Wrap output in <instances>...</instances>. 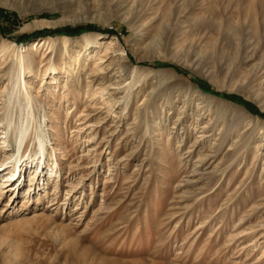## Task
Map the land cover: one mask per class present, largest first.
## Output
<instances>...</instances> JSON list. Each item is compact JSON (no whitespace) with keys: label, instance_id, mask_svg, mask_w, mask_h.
I'll return each mask as SVG.
<instances>
[{"label":"rangeland","instance_id":"374dc122","mask_svg":"<svg viewBox=\"0 0 264 264\" xmlns=\"http://www.w3.org/2000/svg\"><path fill=\"white\" fill-rule=\"evenodd\" d=\"M1 162L0 264H264V0H0Z\"/></svg>","mask_w":264,"mask_h":264},{"label":"bare ground","instance_id":"6f19581e","mask_svg":"<svg viewBox=\"0 0 264 264\" xmlns=\"http://www.w3.org/2000/svg\"><path fill=\"white\" fill-rule=\"evenodd\" d=\"M85 37L86 36H84V38ZM111 44H113L112 40H110L108 42V45H111ZM117 51H118L117 55H118L119 59L123 60V59L126 58V53H125L124 49L119 48ZM101 61H102V57L101 56H98L97 58H94V61H93L94 62V67H95V69L97 68L98 71L102 70L104 68V66H102ZM23 71H24V59H23V54L21 52V53H19L18 56H16V60L13 63V66H12V68L10 69V71L8 73V79H9V82L12 85V87H14V85L16 83H19L25 89V86H24L25 80H24V76H23ZM117 85H119V84H117ZM117 85L115 83H109L106 86L100 87L99 89H100V91H102V92L104 91L105 93L107 92L108 94L111 95V92H109L110 86H113V89H114L115 87H118ZM178 85H179V83H178ZM13 93H15V90H14V88H11V91L9 92V95L13 94ZM23 93H24L25 96L28 95L26 90H24ZM112 93H114V92H112ZM110 100L114 101L115 99H114V97H111ZM28 102H29V98H26V104L25 105L27 107H28ZM31 117H32L31 109L28 107V112L24 115L23 121L21 122L20 126H17V125L14 124V132H15V135H16L15 136V138H16L15 142H16L17 151H20V148H21V145H22V142H23V139H24V134H25V132H26L28 126H29V121H30ZM8 126L9 127L11 126V122H9ZM38 126H40V125L38 124L37 127ZM42 135L43 134H40V133H36V135H35L36 148H37V151L39 153L38 160L40 159V157H43V151H44V148H45L44 140H43ZM3 164H4V162L0 163V171L4 169L3 168ZM20 167H21V164H18V167H16V165H13V167L6 174V176H8L7 179L2 180V182L0 184V191H2L4 186H7V185L8 186L10 185L9 188H12L11 186L13 185V183L15 184V182L14 181L11 182V179L13 178V176H15V174L18 175V172H17L18 170L23 169L22 167L21 168ZM38 170H42V169H41L40 164L36 163L33 166L32 172H30V175H31V177H30V185L32 184V180L35 177V175H36ZM51 171H52V169H51ZM52 174L53 173H51V175ZM16 177L17 176H15V178ZM15 178H13V180ZM19 186H20V184L16 183L14 185L13 189H19Z\"/></svg>","mask_w":264,"mask_h":264}]
</instances>
